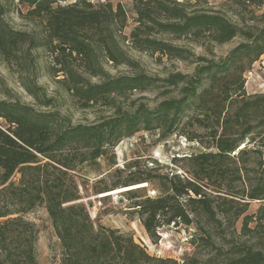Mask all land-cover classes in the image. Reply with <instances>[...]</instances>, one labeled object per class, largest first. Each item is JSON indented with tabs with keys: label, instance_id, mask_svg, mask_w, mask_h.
<instances>
[{
	"label": "trees",
	"instance_id": "1",
	"mask_svg": "<svg viewBox=\"0 0 264 264\" xmlns=\"http://www.w3.org/2000/svg\"><path fill=\"white\" fill-rule=\"evenodd\" d=\"M199 1L206 0H134L136 26L130 33L134 47L192 62V54L172 40L206 37L222 45L240 36L246 42L219 62L197 60L191 76L173 73L164 78L142 73L110 78L99 65L102 57L115 67L138 69L120 44L127 19L118 4L18 0L26 9L24 18L40 27L39 33H33L13 30L4 18L9 7L0 1L1 59L27 63L34 60L31 52L46 49L60 67L56 73L64 75L61 83L83 109L101 103L113 111L95 123L72 125L58 111L41 112L17 101H0V264H39L37 230L24 218L37 207L47 213L65 255L63 264H177L149 256L119 230L95 229L78 202L75 177L78 166L106 157L121 140L157 127L171 129L195 108L214 112L218 131L210 134L211 146L204 148L208 152L187 158L193 167L190 178L156 175L127 182L133 184L125 187L152 179L158 183L160 195L133 194L131 199H140L133 208L150 239L163 227L191 230L190 243L198 257L186 264H264V204L249 213L252 202L264 201V159L257 147L247 149L244 144L249 140L248 144L263 145L257 140L264 139V97L243 101L232 113L215 110L224 88L234 85L235 94L244 95L243 61L250 67L264 55V27L254 33L223 16L187 12ZM232 1L264 5V0ZM84 73L99 81L90 82ZM236 74L235 82L229 80ZM26 90L42 106H52V100L37 97L34 87ZM175 90L178 98L163 100L153 110L142 104L130 110L133 102L123 107L115 101L133 93L160 91L166 96ZM224 95L228 96L226 91ZM251 110L258 115L254 124ZM241 145L243 149L237 150ZM251 172H259L258 178H249Z\"/></svg>",
	"mask_w": 264,
	"mask_h": 264
},
{
	"label": "rangeland",
	"instance_id": "2",
	"mask_svg": "<svg viewBox=\"0 0 264 264\" xmlns=\"http://www.w3.org/2000/svg\"><path fill=\"white\" fill-rule=\"evenodd\" d=\"M0 1L9 7V12L4 18L13 30L39 33L40 27L24 18L23 14L26 13V9L18 4V0ZM93 1L103 2V0ZM108 1L113 6L120 5L126 12L127 22L122 32L120 44L132 61L138 65V69L134 71L123 65L115 67L100 57L99 65L110 78L133 75L134 73L159 78H164L173 73L191 76L197 66L195 63L197 60L219 62L225 59L238 45L246 42L240 36L222 45L211 42L206 37H201L197 41L189 38L172 40V44L180 46L192 54V62L171 60L158 54L139 51L130 40V33L136 26L133 13L134 0ZM193 11L223 16L240 29H250L254 33L264 27V5L257 8L254 5H239L232 0H206L199 1L187 10V12ZM164 39L170 40L169 38ZM31 55L34 60H27V63L21 61V64L0 58V101H17L41 112L58 111L66 116L72 125H89L98 121L99 118L113 114L112 110L101 103L83 109L66 90L65 85L61 83L64 75L56 73L60 67L52 60L46 49H38L31 52ZM243 62V67L246 68L242 75L244 95L238 96L235 94L234 85L228 87L229 89L224 88L228 96H225L223 91V94L216 100V103H218L216 111L219 110L224 114L226 112L232 113L243 101H253L264 97V55L250 67L245 64L246 59ZM83 77L89 79L92 83L99 81L98 77H91L85 73ZM230 79L235 82L238 79L237 74L230 77ZM26 86L34 87L39 99L52 100V106H42L36 97L29 95ZM159 92L133 93L115 101L117 105L123 107L133 102L134 105L130 110H134L141 104L149 110H153L163 100L179 97L178 90L166 96H161ZM214 92L219 93V89H214ZM212 113L214 112L211 110H206L204 113L195 108L171 129L157 127L151 131H140L131 138L121 140L112 153H108L106 157H102L96 163L86 162L78 166L75 177L80 195L78 202L84 205L94 228L102 226L107 229L119 230L131 236L134 242L141 246L151 257L173 260L177 264H186L191 259L197 258L198 250L196 252V249L190 243V229L169 226L160 229L154 239H150L146 235L139 221V216L133 208L135 202L140 199H131V196L139 194L155 198L160 195L156 180L152 179L150 183H145V187L112 196L105 194L125 187L127 182L139 178H152L156 175L170 176L172 174H177L181 178H190V171L193 167L187 158L200 152H206L207 150L204 148L211 146L212 142L210 134L213 129L217 130L216 119L212 116ZM250 114L253 117L252 123H255L258 115L255 114L254 110H251ZM248 141L244 142L247 149L257 147L264 159V139L257 140V142L263 143L262 146H257L254 143L248 144ZM242 149L243 145L238 147L237 150ZM229 168L232 169L233 165H229ZM258 176L259 172L249 174V178H258ZM17 178L16 175L13 180L15 181ZM235 184L236 188H239L238 183ZM261 203L264 204V201L252 202L249 213L255 212ZM24 218L34 224L37 230L35 243L37 262L39 264H63L62 260L65 255L54 234L45 209L37 207L25 214Z\"/></svg>",
	"mask_w": 264,
	"mask_h": 264
},
{
	"label": "bare ground",
	"instance_id": "3",
	"mask_svg": "<svg viewBox=\"0 0 264 264\" xmlns=\"http://www.w3.org/2000/svg\"><path fill=\"white\" fill-rule=\"evenodd\" d=\"M145 186H146L145 183H140V184H136V185H132V186H128V187H122V188L110 191V192L106 193L105 195L112 196V195H115V194H118L121 192H125V191L132 190V189H137V188L145 187Z\"/></svg>",
	"mask_w": 264,
	"mask_h": 264
}]
</instances>
